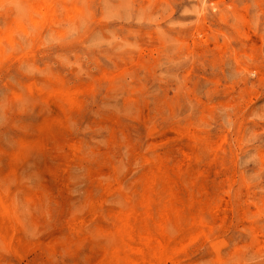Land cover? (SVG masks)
<instances>
[{
	"label": "rangeland",
	"instance_id": "rangeland-1",
	"mask_svg": "<svg viewBox=\"0 0 264 264\" xmlns=\"http://www.w3.org/2000/svg\"><path fill=\"white\" fill-rule=\"evenodd\" d=\"M0 264H264V0H0Z\"/></svg>",
	"mask_w": 264,
	"mask_h": 264
}]
</instances>
